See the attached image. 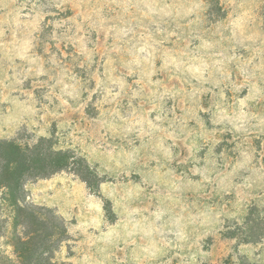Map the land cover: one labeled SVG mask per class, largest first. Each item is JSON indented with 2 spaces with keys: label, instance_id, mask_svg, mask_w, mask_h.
<instances>
[{
  "label": "clouds",
  "instance_id": "9594fccd",
  "mask_svg": "<svg viewBox=\"0 0 264 264\" xmlns=\"http://www.w3.org/2000/svg\"><path fill=\"white\" fill-rule=\"evenodd\" d=\"M0 264H264V0H0Z\"/></svg>",
  "mask_w": 264,
  "mask_h": 264
},
{
  "label": "trees",
  "instance_id": "16d2710c",
  "mask_svg": "<svg viewBox=\"0 0 264 264\" xmlns=\"http://www.w3.org/2000/svg\"><path fill=\"white\" fill-rule=\"evenodd\" d=\"M11 150V149H10Z\"/></svg>",
  "mask_w": 264,
  "mask_h": 264
}]
</instances>
